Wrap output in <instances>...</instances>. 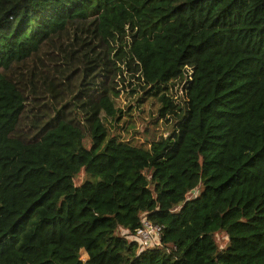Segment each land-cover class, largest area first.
<instances>
[{
	"label": "trees",
	"instance_id": "16d2710c",
	"mask_svg": "<svg viewBox=\"0 0 264 264\" xmlns=\"http://www.w3.org/2000/svg\"><path fill=\"white\" fill-rule=\"evenodd\" d=\"M124 59L178 110L147 146ZM0 264H264V0H0Z\"/></svg>",
	"mask_w": 264,
	"mask_h": 264
},
{
	"label": "rangeland",
	"instance_id": "374dc122",
	"mask_svg": "<svg viewBox=\"0 0 264 264\" xmlns=\"http://www.w3.org/2000/svg\"><path fill=\"white\" fill-rule=\"evenodd\" d=\"M120 66L121 71L112 86L119 92L114 99L117 106L123 109V118L121 122L114 123L115 132L121 134L124 139L143 146H147L152 139L162 134L169 135L171 131L168 130L178 119V110H171L167 118L157 121L156 110L160 104L157 97L145 95L149 89L145 87L140 72L133 66L131 69L125 59ZM170 87V95L176 105L183 108L187 101L185 81L177 80ZM85 179L86 175L82 172L75 181L76 185H81ZM223 239L227 241L226 238ZM87 257L86 252H83L82 258L85 260Z\"/></svg>",
	"mask_w": 264,
	"mask_h": 264
},
{
	"label": "built area",
	"instance_id": "2783aa9c",
	"mask_svg": "<svg viewBox=\"0 0 264 264\" xmlns=\"http://www.w3.org/2000/svg\"><path fill=\"white\" fill-rule=\"evenodd\" d=\"M143 226L144 227L139 230L137 235L132 237L133 240L139 243L143 251L152 247L160 246L162 241V227L154 225L148 220L143 221Z\"/></svg>",
	"mask_w": 264,
	"mask_h": 264
}]
</instances>
